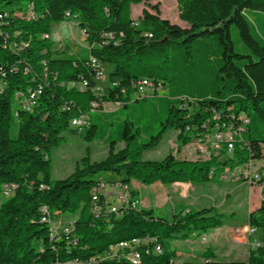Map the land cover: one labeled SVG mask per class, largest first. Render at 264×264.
Returning a JSON list of instances; mask_svg holds the SVG:
<instances>
[{
  "label": "trees",
  "instance_id": "1",
  "mask_svg": "<svg viewBox=\"0 0 264 264\" xmlns=\"http://www.w3.org/2000/svg\"><path fill=\"white\" fill-rule=\"evenodd\" d=\"M150 1L0 0V82L5 84L0 90V191L5 185L16 187L0 204V264H132L124 256L128 251L104 261L91 259L135 238L155 239L137 248L139 264H174L171 240L220 227L225 215L204 208L162 218L138 206L136 193H129L131 182L204 184L222 171L228 174L264 158V0H176L179 19L188 28L162 19L158 5L145 7L133 20L131 6ZM70 22L86 34V56L54 48L53 27ZM233 29L244 53L235 49ZM91 58L111 66L101 96L94 92L98 83ZM143 78L168 93L169 115L161 131L142 142L141 128L123 121L118 140H106L105 159L93 161L88 149L69 176L55 180L50 153L61 146L65 134H80L88 143L97 135L91 119L86 134L73 129L72 120L92 110V103L101 110L105 103L128 107L134 99L146 100L136 96V83ZM83 80L86 90L74 88V82ZM38 85L43 91L32 111L14 110L15 95H26ZM217 124L222 130L239 125L246 129L231 155L225 145L209 159H177L172 154L160 161L141 158L170 130L180 132L181 149L200 138L205 143L208 137L203 136ZM102 172L118 178L96 179ZM101 183L126 187L134 208L96 218L93 197ZM99 197L105 207L107 199ZM75 214L73 231L52 238V223ZM249 225L261 232L262 241L247 262L216 261L209 249L206 264H264V201L249 215ZM155 244L162 249L159 255L152 251Z\"/></svg>",
  "mask_w": 264,
  "mask_h": 264
},
{
  "label": "rangeland",
  "instance_id": "2",
  "mask_svg": "<svg viewBox=\"0 0 264 264\" xmlns=\"http://www.w3.org/2000/svg\"><path fill=\"white\" fill-rule=\"evenodd\" d=\"M150 5H158L160 10V16L162 19L169 20L170 23L176 24L181 26L182 28H188V24L186 22H183L179 19V10H178V4L176 0H151L149 4H139L135 5L137 6L136 10L138 13L139 11H142L143 8H148ZM132 7V6H131ZM75 25L72 24H58L53 27L52 30V36L51 41L54 43V48L57 51H66L68 54L72 55H78L81 54L82 56H86L88 54L87 47V38L86 34L80 30L78 27L75 28ZM232 39L235 43V49L238 52L244 53L245 49L242 44L239 42V35L236 29L232 30ZM111 66L104 65V71L105 76L110 71ZM107 77V76H106ZM108 79L105 78V80L99 81L98 85L101 87L102 91L107 87ZM159 95L156 97H149L146 100H141V102L137 103L134 102V100L129 104L128 107H119L117 109L116 114L108 113V107L111 105L113 107H118L117 104H110L105 103L104 108L101 110H95V111H89L86 114L89 116V118L92 120L94 125L98 127L97 135L93 143H88L84 137L80 134H73L70 131L65 134V139L61 142V146L55 150H53L50 153L51 157V163H52V176L55 180L58 179H64L67 176H69L75 169L76 163L78 160H80L83 156L86 155L87 150L90 151V156L93 161H100L102 159H105L108 155L109 147L106 143V140L109 136H112V139L118 140V134L120 131V124L123 121L128 122H134L136 126H139L143 132V135L140 138V141L146 142L150 140L151 137L156 136L162 129V124L165 123V121L168 118V108H169V96L168 93L162 89L158 91ZM178 104H176V107ZM19 107V102L13 101V109H17ZM103 108V107H102ZM135 126V127H136ZM73 128V127H72ZM74 129V128H73ZM88 129L84 130V134H86ZM172 133V130L168 131L166 135H164L163 140L161 143L154 149L148 150L144 152L141 156L143 160H153V161H160L164 159L167 155L172 154L175 156V154H178L180 152V147L178 145V137L175 138L173 136L172 138H168L169 134ZM170 140V142H168ZM202 140V139H201ZM212 140L206 139V142L201 141V147L202 150H209V143H211ZM198 141H193L190 144L183 146L189 149L187 155L193 154L194 157L202 159H208L209 155L201 154L198 151ZM118 146H122V144H119ZM184 152H182L183 154ZM188 156H184L183 158H187ZM264 159V158H263ZM258 161V160H256ZM242 166H238L232 169H240ZM232 171H229L227 173H231ZM96 179L106 181L108 179H117L118 176L115 173L110 172H102L95 176ZM135 181V180H134ZM219 180L214 178L213 183L218 185L221 183H218ZM140 183V182H139ZM136 183L134 182L133 185L136 187L137 185L140 186V192L144 193L143 188H148V185H144L142 183ZM230 188H233V183L229 184ZM207 183L200 184V191L202 192V189H204L207 192ZM153 188V187H152ZM154 189V188H153ZM152 189V190H153ZM107 192L110 194H118L122 189H114L113 187L106 188ZM148 190V189H147ZM239 193L241 196L245 195L246 198L250 197L251 202L253 200L255 201H261V194L259 191H252L248 187H241L239 189ZM158 193V190H156ZM136 192V191H135ZM129 193L131 194V190L129 189ZM4 195L2 194V191H0V203L3 199H5ZM108 200L114 199L113 196H108ZM140 198H144L143 195L140 196ZM252 198V199H251ZM139 202V201H138ZM154 208L153 211L155 215L160 216L165 219H170L169 216H172L174 211L181 212L187 207L179 206V204L175 201L168 203V205L164 208H160L158 206V199H153ZM140 205V202L138 203V206ZM141 208V206H140ZM190 209L193 211H196L195 206H190ZM245 208L240 207L236 209V214L234 216V220H236L238 223L244 224L245 222ZM75 217H78V215H66L63 216V218H58V222H61L63 226H65L67 223L72 222L71 220ZM169 217V218H168ZM225 221H223L224 224ZM221 225L220 227L213 228L207 231V234L211 232V230H217V229H223L224 225ZM61 225V226H62ZM58 232H61V228L58 226ZM205 236L203 233H199V235L194 236L191 235L187 239H174L169 242V248L172 251H175V248L173 245L177 242H183L187 241L189 239L192 240H201V238ZM261 232L258 231L255 235L252 236V238L260 239ZM40 264V263H38ZM205 264V263H204Z\"/></svg>",
  "mask_w": 264,
  "mask_h": 264
},
{
  "label": "crops",
  "instance_id": "3",
  "mask_svg": "<svg viewBox=\"0 0 264 264\" xmlns=\"http://www.w3.org/2000/svg\"><path fill=\"white\" fill-rule=\"evenodd\" d=\"M137 6L132 5L131 7V18L136 20L141 16L142 11L137 12ZM68 24V23H64ZM111 71V69H110ZM109 71V72H110ZM108 72V74H109ZM108 74L106 75L108 79ZM106 85V84H105ZM108 86V84L106 85ZM118 107L109 106L108 113L116 114ZM105 109L106 108H102ZM168 133V132H167ZM166 133V134H167ZM165 134V135H166ZM175 136L178 137V133L176 130H172V133L169 134V139ZM164 138V137H163ZM170 142V140H168ZM187 147V146H186ZM186 147H182L178 154H175L177 159H187V160H197V157H194L193 154L187 155L189 149ZM182 152H184L182 154ZM184 156H188L187 158H183ZM252 168L259 169L261 171L263 177V183H245L243 181L229 180L225 181L220 178V175L217 176L219 180L218 183L214 184L213 181L208 182L207 192L202 189V192L198 187L200 184H191V183H174L169 185H163L160 183H155L153 185H148V188H143L144 193H141L140 186H134L133 183H139V181H132L130 184V190L136 191V196L134 197L140 202L139 207L153 210L154 204L153 199H158V206L164 208L170 202H177L179 206L187 207L183 211L188 212L190 206H195L196 211L204 208H215L220 213L225 215L224 219V228L211 230L207 234V232L203 233L205 236L201 238V240H192L189 239L183 242H177L173 245L176 250L177 261L185 264H204L205 263V253L207 250L211 249L216 257V261L219 262H247L249 258L250 251L256 247H258L262 241V234L260 239H253V234L245 233L247 227H249V215L252 212L258 210L264 201L262 195V188L264 185V159L253 161ZM233 183L234 187L230 188L229 184ZM140 184V183H139ZM154 189H153V188ZM243 187H248L250 190L259 191L261 194V201L251 202L250 197L246 198L245 195L241 196L239 193V189ZM148 189V190H147ZM153 189V190H152ZM158 190V193L157 191ZM143 195L144 198H140ZM252 199V198H251ZM243 207L245 208V223L241 225L236 220H234V216L236 214V209ZM176 212V210L174 211ZM174 214V213H173ZM173 216V215H172ZM172 216H169L170 219ZM168 217V218H169ZM63 218V217H62ZM77 217L72 219L71 221H75ZM169 219V220H170ZM240 229L242 234L237 236L235 231ZM199 235V233H195L194 236Z\"/></svg>",
  "mask_w": 264,
  "mask_h": 264
},
{
  "label": "built area",
  "instance_id": "4",
  "mask_svg": "<svg viewBox=\"0 0 264 264\" xmlns=\"http://www.w3.org/2000/svg\"><path fill=\"white\" fill-rule=\"evenodd\" d=\"M29 14H33L31 11L26 15L29 17ZM67 16H69V13H67ZM70 25L74 24L75 28H77V25L73 22L69 23ZM85 33V32H84ZM44 38H48V35H44ZM89 65L93 68V71L95 72V80L97 83L99 81L105 80V71H104V65L100 63L97 59L91 58ZM5 87V84L0 82V90L3 91ZM74 88L84 91L88 88V82L83 80L81 82H74ZM136 96L137 98H147L151 97L155 94V92H158L160 90V87H155L154 82L151 79L143 78L139 80L136 83ZM43 91V86L38 85L34 89L28 90V93L26 95L17 93L15 95V100L19 102V108L23 111H32V109L37 105L38 99L41 96ZM94 92L97 96L102 95V89L99 85L95 88ZM99 105L97 103H92V110L99 109ZM104 107V105H103ZM15 115L18 116V111H15ZM214 119L218 120L219 115L215 114ZM239 120H249L248 118L240 117ZM90 118L87 114H82L79 117H76L72 120L71 126L74 129H77L79 133H84L85 129H88L90 127ZM226 126L223 125L222 128H225ZM246 129L240 128V125L237 129H233L231 127L226 128L225 130L221 129V126L219 124L216 125V127L213 129V131L209 134H206L203 137H208L209 142L212 140L211 143H209V150H202L201 147V138L198 139V151L201 154L208 153L209 158L212 153L219 154L227 145V153L228 155L232 154V151L234 150V143L237 139V137H240L241 133L244 132ZM179 134L180 132L177 131ZM208 158V159H209ZM220 178L225 181L229 180H236V181H243L245 183H260L262 180V174L259 169L252 168V162H249L248 164L244 165L240 169H236L235 173L230 174H222L220 175ZM113 187L114 189H121V185H106L104 183H101L99 188H95L94 190V197H93V209L92 211L95 214V217L98 218L100 215H102L103 212L107 214H117L123 212V210H126L128 208H134V201L132 199L125 198V191H121L118 194H110L107 192L106 188ZM16 187L14 185H5L2 189V194L4 197H8L11 195L12 191ZM102 194L106 199L108 203H105V207L101 206L99 204L100 197L99 195ZM108 196H113L114 199L111 201L108 200ZM1 204V203H0ZM61 222L55 221L52 223L51 227V237H57L60 236V234H69L73 231V221L67 223L65 226H61ZM58 226L61 228V232H58ZM245 233L253 234L257 231L254 227H247L245 230H243ZM235 234L237 236L241 235L242 232L240 229H237L235 231ZM155 239L150 238H135L131 241H122L118 243L117 245H112L109 247L108 251H106L104 254L93 257L91 259V262H97V261H104L107 259H112L119 257L121 254L125 251H128L127 254L124 256L132 263V264H139V255H141V251L137 248L139 246L145 245L147 246L150 243H154ZM152 251L159 255L162 253V249L160 245L155 244L152 248ZM207 262L205 261V264ZM175 264H180V262H175Z\"/></svg>",
  "mask_w": 264,
  "mask_h": 264
},
{
  "label": "bare ground",
  "instance_id": "5",
  "mask_svg": "<svg viewBox=\"0 0 264 264\" xmlns=\"http://www.w3.org/2000/svg\"><path fill=\"white\" fill-rule=\"evenodd\" d=\"M235 172H236V171L231 172V173H235ZM228 174H230V173H228ZM121 189L125 191V198L129 199V196H128V193H127V188H126V187H122ZM139 260H140V255H139ZM174 264H175V263H174Z\"/></svg>",
  "mask_w": 264,
  "mask_h": 264
}]
</instances>
